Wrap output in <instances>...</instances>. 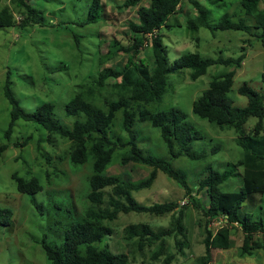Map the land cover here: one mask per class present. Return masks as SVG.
<instances>
[{"label": "rangeland", "instance_id": "1", "mask_svg": "<svg viewBox=\"0 0 264 264\" xmlns=\"http://www.w3.org/2000/svg\"><path fill=\"white\" fill-rule=\"evenodd\" d=\"M92 1L33 0L30 4L41 10L46 17L45 26L0 28V146L8 147L0 153V206L14 211L12 224L6 227L0 225V264H53L47 258L41 242L46 240L52 245L62 244L67 226L82 220L90 205L87 194L90 190L88 179L93 173L92 163L73 167L69 161L72 148L68 140L58 136L50 138L43 128L23 120L17 121L11 140L5 138L11 121L12 106L4 95V86L10 70L13 92L21 106L28 112H34L43 103L52 102L55 105L56 119L67 127H72L77 119L68 116L66 104L81 91L79 85L90 86L93 90L91 102L107 110L108 102L119 98L120 91L112 86V79L109 80L111 84L108 81L104 88H99L94 82L106 67L120 70L124 67L127 54L116 52V49L131 42L135 34L129 29L130 23L138 22V12L147 9L151 0H142L138 6L129 8L124 6L128 0H101L106 5L104 20L97 24H81L88 17ZM195 2L211 10L213 23L226 12L234 21L244 15L240 0H183L181 9L170 19L168 26L159 29L168 50L169 61L174 63L188 52H199L206 58L238 57L242 47H246L247 58L237 71L234 86L229 93L235 105L246 106L247 97L238 92L244 82L264 92L261 78L264 72V43L257 42L244 32L233 30L211 31L201 28L196 35L191 34L187 29V22L198 15ZM1 5L9 7L17 19L21 18V12L13 0H2ZM249 24H254L253 18L249 19ZM195 36L200 38L199 42L195 40ZM116 44L117 48L114 47ZM139 57L147 63L153 62L150 48L141 50L138 59ZM226 71L224 66L212 67L206 75L192 81L191 71L182 70L170 76L168 94L163 102L146 106L153 112L172 107L181 109L186 113L187 121L204 136L192 144V153L201 158L191 160L182 157L173 163L176 168L188 174L189 178L207 176L208 166L224 172L231 164L245 157L244 149L238 145V133L235 129H222L198 116L193 110L194 102L209 88L212 77ZM121 116L122 113L118 112L109 135L125 140L127 135L122 130ZM257 121L255 117L250 118L247 129H252ZM135 131L139 137V145L147 153L166 155V146L158 130L148 123H137ZM128 150L129 148H117L107 173L119 175L127 182L148 177L151 168L147 166L135 163L122 165L121 159ZM243 170L240 167L221 185L223 192L241 190ZM14 173L27 180L38 178L43 190L33 195L19 193L12 178ZM134 196L138 202L148 206L171 201L178 202L181 207L189 206L187 211L190 219L185 221L189 230V248L185 250V254L179 253L174 239L169 238L165 255L154 260L152 254L156 245L146 242L140 249L138 245L129 246L125 240L126 228L133 224H149L158 231L169 229L172 213L162 216L122 213L117 220L105 223L113 229V235L104 238L97 246L113 253H128L133 249L132 256H135L136 263L166 264V255L176 253V258L169 264H196L205 251L202 232L196 225L199 211L195 209L203 207L204 210L208 206L205 193L199 195L204 200L203 204L195 206L179 183L159 171L153 186L136 192ZM40 203L43 205L42 209L37 208ZM241 213H253L255 218L261 217L264 223V195L254 194L245 202ZM232 234L230 248L213 250L210 264H264V249L257 250L252 255L242 254V232H236L232 228ZM256 238L262 240L264 236L259 234ZM81 249L85 253L86 246H81Z\"/></svg>", "mask_w": 264, "mask_h": 264}, {"label": "trees", "instance_id": "2", "mask_svg": "<svg viewBox=\"0 0 264 264\" xmlns=\"http://www.w3.org/2000/svg\"><path fill=\"white\" fill-rule=\"evenodd\" d=\"M32 1L13 0L21 12L18 21L9 7H2L0 0V28L24 29L34 25L45 26L44 13L32 6L30 4ZM141 1L128 0L124 6L125 8L138 6ZM182 2L183 0H151L147 9L138 12V22L130 23L129 26L131 32L135 34L131 42L121 45L119 50L116 49V52L127 54L124 67L121 70L106 67L94 82L99 88H104L112 79L114 81L112 86L120 91L119 98L109 101L108 109L104 110L91 102L90 98L93 95L91 87L79 85L81 91L66 104L68 116L77 118L72 127L64 126L56 119L55 105L52 102L43 103L34 112L24 109L13 92L11 71L7 73L4 95L10 102L12 110L5 138L11 140L17 121L32 122L43 128L50 138L58 136L71 143L69 161L73 167L92 163L93 173L88 179L90 190L87 194L90 205L85 217L66 227L62 244L52 245L46 240L41 242L47 258L53 264H145L135 262L136 258L132 256L133 249L128 253H113L107 248L100 249L97 246L104 238L113 235V229L105 223L117 220L122 213L131 212L160 216L172 213V220L169 229L160 232L153 231L150 225L144 223L128 226L125 240L129 246L138 245L142 249L146 242L156 245L152 254L156 260L165 255L168 239L173 238L176 250L182 255L185 254V250L189 248V230L185 223L188 218L190 219L187 211L189 206L181 207L175 201L148 206L138 202L134 196L136 192L153 186L159 171L179 183L195 206L203 204L204 200L199 195L205 193L208 206L204 210L203 207L195 209L199 211L196 225L202 232L205 251L204 255L197 259L196 264H209L213 250L229 249L232 228L236 232L237 230L242 232V254L252 255L257 250L264 249V239L256 238L259 234L264 236L263 220L258 216L255 218L253 213L244 215L241 213L245 202L254 194L264 195V92L254 89L249 83H243L238 90L240 95L248 99L247 105L243 107L235 105V101L229 96L237 71L242 68L247 58L246 47H242L238 57L206 58L199 52H188L174 63H170L162 35L154 34L150 38L152 65L143 58L138 59L139 48L148 39L147 35L168 26L170 19L181 9ZM194 4L198 15L187 22V29L191 34L196 35L201 28H208L211 31L233 30L244 32L257 42L264 43V0H240L244 15L238 21H234L226 12L216 23L211 22L212 12L209 8L197 2ZM105 6L101 0H93L88 17L81 24H97L103 21ZM248 18H253V25L249 24ZM195 40L199 42L200 38L195 36ZM117 46L116 44L114 47ZM219 66L226 67L227 71L212 77L209 88L194 102L193 110L198 116L219 127L235 129L239 134L238 145L244 149L245 157L231 164L224 172L208 166L207 176L193 179L182 169L176 168L173 163L182 157L191 160L201 158L192 153V144L202 139L203 135L187 121V116L181 109L172 107L153 112L146 106L163 102L168 93L171 75L189 69L190 79L197 81L206 75L210 68ZM261 78L264 82V72ZM118 112L122 113V130L127 135L125 140L109 135ZM252 117L258 121L249 131L246 125ZM137 123H148L158 130L166 146V155H151L139 145V137L135 131ZM7 148V145L1 146L0 153ZM117 148H129L121 159L122 165L135 163L147 166L151 168L149 176L142 180L127 182L119 175H109L107 171ZM240 167L244 169L241 190L223 192L221 185ZM12 178L19 193L33 195L43 190L40 180L36 177L27 180L14 173ZM42 206L40 203L37 208L42 209ZM258 209L261 210L260 207ZM13 217V210L0 206V225L10 226ZM220 217L226 218L228 222L223 228L215 231L212 224L221 219ZM83 245L86 246L85 253L81 249ZM174 258L176 253H169L164 262L169 264Z\"/></svg>", "mask_w": 264, "mask_h": 264}, {"label": "clouds", "instance_id": "3", "mask_svg": "<svg viewBox=\"0 0 264 264\" xmlns=\"http://www.w3.org/2000/svg\"><path fill=\"white\" fill-rule=\"evenodd\" d=\"M17 19V18H16ZM18 21L20 20V18L19 19H17ZM160 29V28H159ZM159 29H156L155 31H154V33H149L148 35H147V37H148V39L145 41V43L139 48L140 49V53H141V50H143V49H145V48H150V44H151V42H150V38L154 35V34H160V30ZM151 49V48H150ZM140 55V54H139ZM140 58V57H139ZM151 64V63H150ZM152 65V64H151ZM244 83H247V82H244ZM168 94V93H167ZM166 94V95H167ZM165 95V96H166ZM186 114V113H185ZM187 116V115H186ZM190 123V122H189ZM193 125V124H192ZM254 127V126H253ZM153 128V127H152ZM196 128V127H195ZM222 129H228V128H222ZM229 129H233V128H229ZM251 130V129H250ZM249 130V131H250ZM200 132V131H199ZM202 134V133H201ZM204 137V136H203ZM238 139H239V134H238ZM3 146V145H2ZM1 147V146H0ZM151 215V214H150ZM221 219H218L217 221H215L213 224H212V227L215 229V231H218L219 229H221V228H223L224 226H225V224L228 222L227 221V219L226 218H224V217H220ZM142 224V223H141ZM149 225V224H148ZM236 225V224H235ZM152 228V227H151ZM153 231H155V232H160V231H158V230H155V229H153ZM232 231V230H231ZM211 262H212V254H211ZM210 262V263H211ZM209 263V264H210Z\"/></svg>", "mask_w": 264, "mask_h": 264}]
</instances>
